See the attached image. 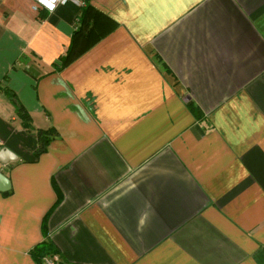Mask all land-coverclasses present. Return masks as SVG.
<instances>
[{"label": "crops", "instance_id": "obj_1", "mask_svg": "<svg viewBox=\"0 0 264 264\" xmlns=\"http://www.w3.org/2000/svg\"><path fill=\"white\" fill-rule=\"evenodd\" d=\"M0 171V264H264V0H0Z\"/></svg>", "mask_w": 264, "mask_h": 264}, {"label": "trees", "instance_id": "obj_2", "mask_svg": "<svg viewBox=\"0 0 264 264\" xmlns=\"http://www.w3.org/2000/svg\"><path fill=\"white\" fill-rule=\"evenodd\" d=\"M103 16L101 12L96 10L89 2L81 9L78 21L79 25L73 31L71 40L65 52L59 57V65H55V69H62L68 66L75 60L81 53L86 51L95 42H97L105 33V30L100 31V26H96V21L99 17ZM92 20V22H91ZM115 24V22H114ZM112 23V27H113ZM4 94L9 99L14 107L17 116L21 119L23 126L29 130L32 127L31 117L24 106L19 102L15 93L9 89H3ZM191 112L199 117L200 111L190 102L187 103ZM38 140V145L33 153L37 158L41 153L45 152L49 143L58 135L56 130L52 127L47 129L38 128L35 130ZM31 256L37 264H43L42 259L46 256L58 254L57 247L50 240H43L37 243L30 251Z\"/></svg>", "mask_w": 264, "mask_h": 264}, {"label": "built area", "instance_id": "obj_3", "mask_svg": "<svg viewBox=\"0 0 264 264\" xmlns=\"http://www.w3.org/2000/svg\"><path fill=\"white\" fill-rule=\"evenodd\" d=\"M35 5L38 8H46L50 10V7H55L58 3H64L67 0H48V6L39 3V0H34ZM43 264H63L58 254L46 256L42 259Z\"/></svg>", "mask_w": 264, "mask_h": 264}, {"label": "water", "instance_id": "obj_4", "mask_svg": "<svg viewBox=\"0 0 264 264\" xmlns=\"http://www.w3.org/2000/svg\"><path fill=\"white\" fill-rule=\"evenodd\" d=\"M25 70L32 76H37V71L33 67H25ZM10 182L7 177L0 171V189L5 190L9 188Z\"/></svg>", "mask_w": 264, "mask_h": 264}, {"label": "clouds", "instance_id": "obj_5", "mask_svg": "<svg viewBox=\"0 0 264 264\" xmlns=\"http://www.w3.org/2000/svg\"><path fill=\"white\" fill-rule=\"evenodd\" d=\"M39 3L48 6V0H39ZM50 11H54V7H50Z\"/></svg>", "mask_w": 264, "mask_h": 264}]
</instances>
